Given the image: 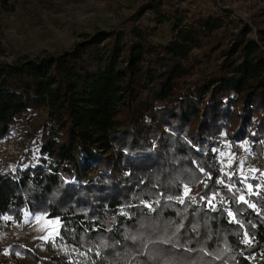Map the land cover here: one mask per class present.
Wrapping results in <instances>:
<instances>
[{"label":"trees","instance_id":"16d2710c","mask_svg":"<svg viewBox=\"0 0 264 264\" xmlns=\"http://www.w3.org/2000/svg\"><path fill=\"white\" fill-rule=\"evenodd\" d=\"M205 1L140 0L58 54L8 59L0 46V138L41 116L33 159L0 172V227L23 209L60 221L49 256L9 255L264 264V184L241 201L219 157L243 143L264 161V8L249 25Z\"/></svg>","mask_w":264,"mask_h":264},{"label":"rangeland","instance_id":"374dc122","mask_svg":"<svg viewBox=\"0 0 264 264\" xmlns=\"http://www.w3.org/2000/svg\"><path fill=\"white\" fill-rule=\"evenodd\" d=\"M139 1L114 0L105 5H102L100 0H7L5 4L0 2V46L5 50L4 54L8 59L23 54L29 56L58 54L69 49L80 39L82 33L118 27L124 18L136 9ZM216 2L219 7L231 10L232 18L243 20L249 25H252V14L264 8V0H217ZM202 4V1L198 0L194 7ZM262 18L264 20V16ZM251 35L256 37L255 31ZM40 122L41 116L32 121L23 118L9 131L8 134L22 146L18 157L10 161L12 169L17 164H24L33 159L35 143L32 137ZM236 145L246 146L243 143ZM232 147L225 144L221 149L225 151L219 155L222 160L220 169L227 175L236 173L244 182L245 192L239 193L240 198L244 197V193L255 192L261 183L264 184V161L258 157L252 163L246 164L232 152ZM253 169L254 171H250ZM249 178L258 179L260 183L254 187L250 181H247ZM38 217L41 219L38 220ZM8 220L11 219L3 218L0 227V258L7 257V264H11L10 262L37 264L36 260L28 255L21 256L18 253L9 255L10 248L17 245L28 248L37 256L50 255L47 243L54 239L59 230L58 218L32 215L28 210L23 209L22 221L9 223Z\"/></svg>","mask_w":264,"mask_h":264},{"label":"built area","instance_id":"2783aa9c","mask_svg":"<svg viewBox=\"0 0 264 264\" xmlns=\"http://www.w3.org/2000/svg\"><path fill=\"white\" fill-rule=\"evenodd\" d=\"M114 0H100L102 5L113 2ZM202 3L205 0H201ZM232 152L239 158H241L246 164H250L257 160V153L246 149L240 145L232 147ZM22 151V146L19 142L9 134H5L0 138V172L2 174H10L11 164L10 161L13 158L18 157ZM226 169L229 167H225Z\"/></svg>","mask_w":264,"mask_h":264},{"label":"snow or ice","instance_id":"6c2138e0","mask_svg":"<svg viewBox=\"0 0 264 264\" xmlns=\"http://www.w3.org/2000/svg\"><path fill=\"white\" fill-rule=\"evenodd\" d=\"M250 171H254V169H253V170H250ZM221 183H222V181H221ZM249 190H251V186H249ZM187 192H188V189H187V186H185V195H187ZM240 200H241V201H244V197L241 196V197H240ZM180 202L183 203V198L180 199ZM209 203H210V202H209ZM249 206H250V207H255V205H249ZM229 215L231 216L232 213L229 212ZM5 219H11V218H10V217H5ZM37 219L39 220V219H41V218L38 217ZM132 239L135 240L136 237H132ZM248 242H249L248 240H245V241H244V243H248ZM165 243H167V241H165ZM145 247H147V245H145Z\"/></svg>","mask_w":264,"mask_h":264}]
</instances>
